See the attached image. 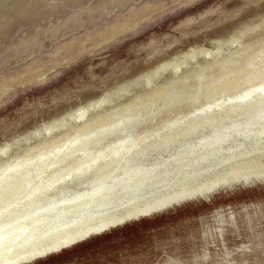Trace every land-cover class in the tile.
<instances>
[{"label": "rangeland", "instance_id": "1", "mask_svg": "<svg viewBox=\"0 0 264 264\" xmlns=\"http://www.w3.org/2000/svg\"><path fill=\"white\" fill-rule=\"evenodd\" d=\"M166 60L172 62L151 69ZM263 90L264 0H0V228L11 230L0 236V260L102 213L118 194L104 190L108 181L130 176L144 190L185 181L208 164L264 169V108L229 106L244 94L264 99ZM94 97L100 102L86 106ZM203 111L206 117H196ZM249 122L248 130L227 134ZM199 140L201 151H183ZM126 155L129 161H118ZM153 159L158 175L145 177ZM30 264H264V181Z\"/></svg>", "mask_w": 264, "mask_h": 264}, {"label": "bare ground", "instance_id": "2", "mask_svg": "<svg viewBox=\"0 0 264 264\" xmlns=\"http://www.w3.org/2000/svg\"><path fill=\"white\" fill-rule=\"evenodd\" d=\"M238 28H236L235 30H237ZM253 32V31H252ZM242 34V32L240 33ZM220 38V37H219ZM234 40V39H233ZM232 40V41H233ZM231 41V42H232ZM239 41V40H238ZM216 46V45H215ZM199 50H202L201 47L197 48L196 50L194 51H189L188 48L182 52V55L184 56H187V55H190V54H193ZM218 50V49H217ZM214 51V50H213ZM222 52V51H221ZM206 53V51H205ZM259 53V52H258ZM176 54H174L175 56ZM20 60V59H19ZM21 61V60H20ZM19 61V62H20ZM168 61V62H166ZM166 61H160L158 63H156L155 65H153L151 67V69H158L160 67L164 68L166 67L165 65L169 64L170 62H172V60H166ZM227 61V60H226ZM164 66V67H163ZM249 66V65H248ZM168 68V67H167ZM249 68V67H247ZM252 68V67H251ZM162 70V69H161ZM263 85V84H262ZM117 91V90H116ZM262 91V90H261ZM264 92V90H263ZM256 93H259L258 91ZM254 93H252L253 95ZM261 94V93H260ZM264 94V93H263ZM148 96H152L151 94H147ZM255 95V94H254ZM263 97V95H261ZM243 97H250L248 96L247 94H244L242 96V98H238L236 99L235 101H239V100H243L244 102H235L233 105H229L231 107H254V108H259V109H262L264 108V99H260V97L257 95L255 96L254 98L252 97V99H246V98H243ZM264 98V97H263ZM246 99V100H245ZM100 98L99 97H94V98H91L89 100H87L86 102V106H92V105H95V104H98V102H100ZM141 102V101H140ZM217 102V101H215ZM234 102V101H233ZM244 103V104H243ZM216 104V103H215ZM207 106V105H206ZM220 106V105H219ZM222 106V104H221ZM209 107V106H208ZM218 107V106H216ZM215 107V109H216ZM230 107V108H231ZM203 108V107H202ZM212 108V107H211ZM201 109V108H200ZM142 110V109H141ZM207 110L209 111V109L207 108ZM225 110V109H224ZM86 111V110H85ZM140 111V110H139ZM202 111V110H200ZM207 111H203V112H199V115H197L196 117H200V116H203L206 114ZM213 112V111H212ZM262 112V111H261ZM133 113V112H132ZM201 113V114H200ZM134 114V113H133ZM195 114H197L195 112ZM221 114V113H220ZM108 116V114H107ZM128 116H131V115H128ZM136 116V115H135ZM103 117V116H102ZM203 117H206V116H203ZM202 117V118H203ZM260 117V116H259ZM256 118V117H255ZM61 119V118H60ZM64 119V118H63ZM207 119V118H206ZM251 120V118H250ZM264 121V119H262ZM59 121V120H58ZM57 121V123H58ZM105 121V120H104ZM260 121V120H259ZM263 121H262V124H263ZM110 122V121H109ZM106 123L107 124H109ZM171 123V122H170ZM239 123V122H238ZM56 124V122H55ZM105 124V123H104ZM187 124V122H186ZM253 123L252 122H249V123H240L238 126H235L236 128L230 132H228L227 134L228 135H231V134H237L239 131L241 130H244V129H247V127H250ZM255 124V122H254ZM60 125V124H59ZM104 125V126H106ZM170 125V124H169ZM168 125V127H169ZM237 125V124H236ZM166 127V126H165ZM164 127V128H165ZM194 127V125H193ZM195 128V127H194ZM205 128V127H204ZM255 128V127H254ZM263 128V127H261ZM101 129V128H100ZM198 129V128H197ZM256 129V128H255ZM260 129V128H259ZM251 130V129H250ZM253 130V128H252ZM251 130V131H252ZM261 130V129H260ZM264 130V128H263ZM172 131V130H171ZM198 131V130H197ZM196 131V132H197ZM202 131V130H201ZM212 131V130H211ZM219 132V131H218ZM242 132V131H241ZM247 132V131H246ZM31 133V132H30ZM248 133V132H247ZM255 133V132H254ZM264 133V132H263ZM198 134V133H197ZM234 134V135H235ZM250 134V132H249ZM252 134V133H251ZM257 134V133H256ZM260 134V133H259ZM182 135H185V132L184 134ZM227 135V136H228ZM247 135V134H246ZM261 135V134H260ZM199 135H197L198 137ZM248 136V135H247ZM246 136V137H247ZM151 137V136H150ZM196 137V138H197ZM230 137V136H229ZM239 137V136H238ZM252 137V136H250ZM255 137V135L253 136ZM259 137V135H258ZM261 137V136H260ZM263 137V140H264V136ZM243 140H244V136L242 137ZM256 138V137H255ZM187 139V138H186ZM225 139V138H223ZM239 139V138H238ZM253 139V138H252ZM193 140V139H192ZM205 140V139H204ZM221 140V139H220ZM234 140V139H233ZM232 140V141H233ZM242 140V141H243ZM251 140V139H249ZM176 141V140H175ZM200 143L199 144H195V143H192V144H187L186 147L183 148V151H187L186 153H191V151L193 149H203V145H204V142L199 140ZM223 141V140H222ZM226 141V140H225ZM237 141V140H236ZM235 141V142H236ZM240 141V140H239ZM245 141V140H244ZM260 141V138L259 140ZM134 142V141H133ZM186 142V140H185ZM228 142V141H227ZM248 142V141H246ZM245 142V143H246ZM252 142V141H250ZM249 142V143H250ZM257 142V141H256ZM263 142V141H261ZM121 143V142H120ZM176 143V142H175ZM174 143V144H175ZM218 143H222L221 141H219ZM229 143V142H228ZM231 143V142H230ZM230 143L228 145H230ZM240 143V142H239ZM244 143V144H245ZM264 143V142H263ZM6 144V143H5ZM5 144H0V151H2L4 148L3 146ZM127 144V143H126ZM131 144V143H130ZM180 144V143H179ZM186 144V143H185ZM210 144V143H209ZM216 144V143H214ZM232 144H236V143H233ZM231 144V145H232ZM208 145V144H207ZM218 145H222V144H218ZM217 145V146H218ZM239 144H237L238 146ZM248 145V144H247ZM259 145V144H258ZM224 146V145H223ZM251 146V145H250ZM131 147V146H130ZM189 147H192V148H189ZM216 147V146H214ZM214 147L211 148L213 149L214 151ZM219 147V146H218ZM226 147V146H225ZM233 147V146H232ZM232 147H231V151H232ZM240 147V146H239ZM246 147V146H244ZM259 147V146H258ZM175 148V147H174ZM210 148V147H209ZM217 148V147H216ZM215 148V149H216ZM255 148V147H254ZM253 148V149H254ZM257 148V146H256ZM143 149V148H142ZM205 149V148H204ZM207 149V148H206ZM230 149V148H229ZM243 151V148L242 146L240 147V151ZM250 151H251V148H249ZM248 149V151H249ZM252 149V151H253ZM225 151V149H224ZM237 151H239L238 147H237ZM246 151V149H245ZM262 151H264V149L262 148ZM131 152V151H130ZM135 152V151H134ZM144 152V151H143ZM150 152V151H149ZM170 152V151H169ZM194 152V151H193ZM196 152V151H195ZM199 152V151H198ZM205 152V151H204ZM208 152H209V149H208ZM211 152V151H210ZM230 152V151H228ZM254 152V151H253ZM257 151H255L256 153ZM259 152L260 149H259ZM1 153V152H0ZM122 153V152H121ZM179 153V152H178ZM197 153V152H196ZM201 153V152H200ZM207 153V152H206ZM215 153V152H214ZM227 154V151L225 152ZM234 153V152H233ZM237 153V152H236ZM250 153V152H249ZM134 154V153H133ZM155 154V153H153ZM181 154V153H180ZM194 154V153H193ZM199 154V153H198ZM202 154V153H201ZM205 153H203L204 155ZM212 153H210L211 155ZM217 154V153H216ZM239 154V153H238ZM243 154V153H242ZM247 154V153H246ZM252 154V152H251ZM259 154V153H258ZM123 155V154H122ZM136 155V154H135ZM156 155V154H155ZM184 155V154H183ZM223 155V154H221ZM230 155V154H229ZM244 155V154H243ZM249 155V154H248ZM247 155V156H248ZM60 156V155H59ZM64 156V155H62ZM112 156V155H111ZM161 156V154H160ZM175 156V155H174ZM197 156V154H196ZM208 156V154H207ZM217 156V155H216ZM238 156V155H237ZM243 157L246 160V157ZM251 156V155H249ZM260 156L255 154L253 156L254 159H257V157ZM123 157V156H122ZM120 157L118 159L119 162L123 161V162H126L129 161L130 157L129 155H126V158L125 157ZM188 157V156H187ZM191 157V156H190ZM198 157V156H197ZM204 157V156H203ZM235 157V163L236 161H238L237 157ZM63 158V157H62ZM106 158V157H105ZM172 158V157H171ZM178 159H174V160H177L179 161V157H177ZM195 158V157H194ZM227 158V157H226ZM225 158V160H226ZM231 158V157H230ZM237 158V159H236ZM240 158V156H239ZM259 158V157H258ZM260 158H264L262 157V153H261V157ZM116 159V158H115ZM184 159V158H183ZM196 159V158H195ZM232 159H228L230 160V162H234L232 161ZM241 159V158H240ZM239 159V160H240ZM19 160V159H18ZM203 160V159H202ZM201 158L199 159V161H202ZM221 160V159H220ZM219 160L220 163H222L221 161ZM251 160V158L249 159V161ZM20 161V160H19ZM152 161H154L153 163H151ZM181 161V160H180ZM183 161V160H182ZM198 161V160H197ZM196 161V162H197ZM209 161V160H208ZM215 161V160H214ZM248 161V162H249ZM253 161V159H252ZM251 161V162H252ZM256 161V160H255ZM258 161V160H257ZM118 162V163H119ZM186 162V161H184ZM194 162V161H193ZM206 162V161H204ZM245 162V161H244ZM244 162H242L241 164H243ZM250 162V163H251ZM116 163V164H118ZM169 163V162H167ZM187 163V162H186ZM218 163V162H217ZM238 163V162H237ZM240 163V162H239ZM250 163H247L248 164V167L250 165ZM262 162H260L261 164ZM56 164V163H55ZM90 164V163H89ZM88 164V165H89ZM102 164V163H101ZM147 165L145 166V168L143 169L144 171H147V173H143L144 175H146L145 177H152V175L154 174H157V167L159 166L158 162L156 159H153V160H150L149 163H146ZM216 164V163H215ZM228 163L227 162H224L223 164H206L207 166H203L201 168H199L198 171H196V173H193L192 174H189L187 176V179H184L185 181H179L180 179L178 180H174L173 179V182L170 181V182H166L164 184H159L160 186L156 187V188H147V189H144L142 190L140 187H137L133 181H132V178L129 179V177H127L126 179H122L121 181H112V182H109L107 183L106 187L104 188V190L106 192H110V191H114L115 190V193L118 192L117 195H115V200L112 201L111 203H109L110 205L105 207V208H102L103 212L102 213H99L96 217L95 215H85L83 216L81 219H80V222L78 223H75V226L73 225V227H71L70 229L68 230H65V231H57L55 232L53 235L51 236H46L45 238H48L47 240H43L41 242H38L36 244L33 243L32 246H30L29 248H26L28 246H26L24 250H21V252H14V253H11V254H6L3 256V259L0 260V264H30L36 260H39V259H42V258H45L49 255H52V254H55L63 249H66L72 245H75L77 243H80L92 236H97V235H100L104 232H107L111 229H114V228H117V227H121L127 223H131V222H134V221H137V220H140V219H143V218H148V217H151V216H154V215H157V214H160V213H165L171 209H174L176 207H179L181 205H184V204H187V203H191V202H196V201H203V202H208L210 201V199L220 193H223L225 191H233L234 189H236L237 187H246V188H250V187H253L255 184H257L258 182L260 181H264V169H260V171H256V169L254 168L253 166V171H240V169H236V168H232L230 169L231 167H227ZM246 163H244L245 165ZM254 164V163H253ZM252 164V165H253ZM256 164V163H255ZM264 164V163H263ZM11 165V163H10ZM104 165V164H103ZM115 165V164H114ZM113 165V166H114ZM144 165V164H143ZM165 165V164H164ZM174 165V164H173ZM172 165V166H173ZM183 164L181 163L180 166H182ZM187 165V164H185ZM191 165V164H190ZM195 165V164H194ZM219 165V167L217 166ZM231 166V164H229ZM239 165V164H237ZM9 166V165H8ZM16 166V165H15ZM14 166V167H15ZM80 166V165H79ZM112 166V167H113ZM177 166V165H176ZM197 166V164H196ZM234 166V165H233ZM240 166V165H239ZM247 166V165H245ZM258 166V164H257ZM261 166V165H259ZM258 166V168H259ZM55 167V166H54ZM111 167V168H112ZM175 167V166H174ZM187 167V166H186ZM235 167H238V166H235ZM242 167V166H241ZM264 167V166H262ZM16 168V167H15ZM22 168V167H21ZM20 168V169H21ZM76 168V167H75ZM80 168V167H79ZM78 168V169H79ZM105 168V167H104ZM162 168V167H161ZM172 168V167H171ZM190 168V167H189ZM227 168H229L227 170ZM246 168V167H244ZM163 169V168H162ZM166 169V168H165ZM189 170V169H188ZM245 170V169H244ZM259 170V169H258ZM85 171V170H84ZM98 171V170H97ZM138 171L140 173H142L143 171H141L140 168H138ZM166 171V170H164ZM172 171V169H171ZM175 171V170H174ZM173 171V172H174ZM181 171V170H179ZM11 172V171H10ZM18 172V171H17ZM75 172V171H74ZM113 172V171H112ZM120 172V171H119ZM136 172V170L134 171V173ZM191 172V171H190ZM103 173V172H102ZM168 173V172H167ZM172 173V172H171ZM181 173V172H180ZM9 174V173H8ZM14 174V173H13ZM132 174V173H131ZM187 174V173H186ZM80 175V174H78ZM120 175V174H119ZM153 175V176H154ZM158 175V174H157ZM160 175V174H159ZM174 175V174H173ZM177 175V174H176ZM181 175V174H180ZM6 176V175H5ZM71 176H72V173H71ZM70 176V177H71ZM89 176V175H88ZM140 176V175H139ZM190 176V177H189ZM17 177V176H16ZM15 177V178H16ZM36 177V176H35ZM59 177V176H58ZM63 177V176H62ZM84 177V176H82ZM110 177V176H109ZM123 177V176H122ZM173 177V176H172ZM176 177V176H175ZM10 178V177H9ZM160 178V177H159ZM166 178V177H165ZM48 179V178H47ZM134 179H135V176H134ZM133 179V180H134ZM146 179L147 178H144L142 177L140 180L141 182L144 183L145 181V185H146ZM161 179V178H160ZM170 179V178H168ZM5 180H7L5 178ZM4 180V181H5ZM10 180V179H9ZM17 180V179H16ZM64 180V179H63ZM62 180V181H63ZM74 180V179H73ZM83 180V179H82ZM2 181V180H0ZM2 182L3 184H5V182ZM11 181V180H10ZM35 181V180H34ZM40 181V180H39ZM123 181V182H122ZM153 181V180H152ZM162 181V180H161ZM9 182V181H8ZM67 182V181H66ZM135 182V181H134ZM137 182V181H136ZM157 182V181H156ZM16 183V182H15ZM18 183V182H17ZM49 184V181L47 182ZM84 182H79V183H76L75 186H80V187H84L83 185ZM92 183V182H91ZM138 183V182H137ZM163 183V182H162ZM22 184V183H21ZM41 184V183H40ZM47 184V185H48ZM153 184V183H152ZM9 185V184H8ZM16 185V184H15ZM42 185V184H41ZM44 186V185H43ZM46 186V185H45ZM136 186V187H135ZM140 186H143V185H140ZM41 187V186H40ZM47 187V186H46ZM29 188V187H28ZM51 188V186H50ZM93 188V187H92ZM29 189H32V188H29ZM42 189V188H41ZM40 189V190H41ZM45 189V188H44ZM121 189H123L121 192H119ZM141 189V190H140ZM71 190V189H70ZM74 190V189H73ZM103 190V189H102ZM140 190V191H139ZM2 191V190H1ZM9 191V190H8ZM7 191V193H8ZM29 191V190H28ZM58 191V190H57ZM36 192V191H35ZM81 192V191H80ZM87 192V191H86ZM6 193V192H5ZM101 193V191L99 192V194ZM114 193V194H115ZM97 194V192H96ZM37 195V194H36ZM4 196V195H3ZM7 196V195H5ZM77 196V195H76ZM98 196V195H97ZM24 197H27L26 195ZM86 197V196H85ZM96 197V196H95ZM10 198V196H9ZM13 198V197H12ZM11 198V199H12ZM103 198H106V197H103ZM112 198V197H111ZM5 199V198H4ZM21 199V198H20ZM24 199V198H23ZM62 199V198H61ZM96 199V198H95ZM100 199V197H99ZM76 200V199H75ZM84 200V199H83ZM43 201V200H42ZM77 201V200H76ZM91 201V200H90ZM38 202V201H37ZM73 202H74V199H73ZM21 203V202H20ZM28 203V202H27ZM70 203V202H69ZM72 203V202H71ZM80 204V202H78ZM82 203V201H81ZM86 203V201H85ZM95 203V202H94ZM105 203V202H104ZM64 204V203H62ZM83 204V203H82ZM99 204V203H98ZM97 204V205H98ZM14 205V204H13ZM59 205V204H58ZM66 205V204H64ZM75 205V204H74ZM77 205V204H76ZM86 205V204H85ZM15 206V205H14ZM57 206V205H56ZM81 206V205H80ZM88 206V205H87ZM16 207V206H15ZM14 207V208H15ZM52 207V206H51ZM100 207V206H99ZM252 207V206H251ZM37 208V207H36ZM60 208V207H59ZM64 208V207H63ZM86 208V207H85ZM3 209V208H2ZM53 209V208H52ZM12 210V209H11ZM34 210V209H33ZM50 210V209H49ZM85 210V209H84ZM24 211V210H23ZM44 211V210H42ZM59 211V210H58ZM73 211V210H72ZM245 211V210H244ZM30 212V211H29ZM80 212V211H79ZM254 212V211H252ZM52 213V212H51ZM62 213V212H61ZM66 213H69V212H66ZM96 213V212H95ZM38 214V213H37ZM43 214V213H42ZM41 214V215H42ZM56 215V213H54ZM72 214V213H71ZM76 214V213H75ZM74 214V215H75ZM218 214V213H217ZM73 215V216H74ZM84 215V214H83ZM247 215V213H246ZM36 216V214L34 215ZM38 216V215H37ZM60 216V215H58ZM28 217V216H27ZM46 217V216H45ZM55 217V216H53ZM247 217V216H246ZM38 218V217H36ZM51 218V217H50ZM6 219V218H5ZM33 219V218H32ZM32 219H31V222H32ZM59 219V218H58ZM247 219V218H246ZM41 220V219H39ZM54 220V219H53ZM73 220V218H72ZM79 220V219H78ZM229 220V219H228ZM233 220V219H232ZM4 220H1V222H3ZM58 221V220H57ZM63 220H60L58 223L60 224H64L66 223L65 221H67V219H64V221L62 222ZM36 222V221H35ZM72 222V221H71ZM248 222V220H247ZM18 223V222H17ZM16 223V224H17ZM51 223V222H50ZM74 223V222H72ZM70 223V224H72ZM6 224V223H4ZM12 224V223H9V225ZM20 224V223H19ZM32 224V223H31ZM49 224V223H48ZM77 224V225H76ZM18 225V224H17ZM22 225V223L20 224ZM30 225V223L28 224ZM34 225V224H33ZM54 225V224H53ZM56 226V225H55ZM66 226V225H65ZM21 227V226H20ZM23 227V225H22ZM40 227V226H39ZM61 227V226H60ZM18 228V227H17ZM38 228V227H37ZM65 228H68V227H65ZM64 228V229H65ZM10 229V228H9ZM9 229H7V225L3 228H0V236L1 235H5L7 234V231L10 233ZM29 229V227H28ZM54 229V227H53ZM62 229V230H64ZM250 229V228H249ZM248 229V230H249ZM51 230V229H50ZM56 230V229H55ZM61 230V229H60ZM22 232V231H21ZM24 232V231H23ZM36 233V232H35ZM40 233V232H39ZM17 234V233H16ZM46 234V233H45ZM49 234V233H48ZM13 235V234H12ZM24 235V234H23ZM37 235V234H36ZM50 235V234H49ZM21 236V235H20ZM25 236V235H24ZM2 237V236H1ZM23 238V237H22ZM30 238V237H28ZM12 239V238H11ZM19 239V238H18ZM25 239V238H24ZM44 239V237H43ZM17 240V239H16ZM1 241V239H0ZM32 241V240H31ZM19 242V241H18ZM24 242V241H23ZM35 242V241H34ZM2 243V242H1ZM0 243V244H1ZM27 243V242H26ZM12 244V243H11ZM9 245V243H8ZM16 245V244H15ZM25 245V244H24ZM29 245V243L27 244ZM14 246V245H13ZM22 246V245H21ZM7 247V245H6ZM10 247V246H9ZM22 248V247H20ZM24 248V247H23ZM2 249V248H1ZM6 249V248H4ZM8 249V248H7ZM12 249V248H11ZM19 250V249H18ZM9 251V250H8ZM11 252V251H10ZM6 253V252H5ZM8 253V252H7ZM3 255V253H2ZM0 255V256H2ZM5 257V258H4ZM1 258V257H0Z\"/></svg>", "mask_w": 264, "mask_h": 264}]
</instances>
